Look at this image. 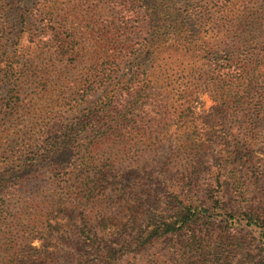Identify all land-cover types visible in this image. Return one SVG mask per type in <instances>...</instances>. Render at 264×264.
Wrapping results in <instances>:
<instances>
[{"label": "trees", "instance_id": "obj_1", "mask_svg": "<svg viewBox=\"0 0 264 264\" xmlns=\"http://www.w3.org/2000/svg\"><path fill=\"white\" fill-rule=\"evenodd\" d=\"M140 1L151 30L146 43L107 66L54 62L60 51L77 54L81 21L71 13L67 22L58 0L37 2L43 27L31 34L23 62L11 44L0 45V264H60L54 251L70 234L79 238L75 264H203L194 256L209 254L217 228L218 240L255 246L249 261L264 264V193L253 205L244 198L239 210L227 208L218 176L199 198L193 166L168 212L146 223L137 200L125 199L120 173L173 124L202 145L215 140L211 120L197 123L204 88L224 99L220 117L264 120V54L255 56L264 50V0ZM80 66L79 80H70ZM236 184L246 193L240 178ZM115 234L127 240L109 241Z\"/></svg>", "mask_w": 264, "mask_h": 264}, {"label": "rangeland", "instance_id": "obj_2", "mask_svg": "<svg viewBox=\"0 0 264 264\" xmlns=\"http://www.w3.org/2000/svg\"><path fill=\"white\" fill-rule=\"evenodd\" d=\"M38 1L40 0H0L4 6V10H0V32L2 27L6 30L4 38L0 39V45L11 44L9 50L16 56L15 61L23 62V56L31 46V34L43 27L36 11ZM58 1L62 8L60 13L67 18V22L73 20L71 13L74 18H78V22L81 21L72 44L77 49V54L60 51L54 62H97L107 66V62H113L114 55L135 53L150 35L151 30L144 15V10L147 9L140 0ZM258 38L260 42H264V35ZM66 39L69 40L70 36H66ZM258 53L264 54V50L255 52V56ZM172 62H176V59ZM81 68L83 67L70 70V80H79L77 76L82 74ZM259 68L264 80V62L260 63ZM85 73L83 79H87ZM88 73L91 74L92 71L89 70ZM95 88L97 92L94 98H98L102 89L99 85H95ZM198 99L197 123L203 128L205 125L209 126L205 122L207 119L211 120L213 126L215 124L217 136L213 142L202 145L191 129L173 124L166 128L156 146L151 147L148 153L121 167L120 173L126 186L125 199L130 195L134 197L133 202L137 200L134 203L141 208V215L146 223L157 220L168 212L171 202H174L172 194L178 188V180L184 176H194L196 171L193 166L199 169L196 173L199 178V198L206 199L205 188L218 176L222 182L227 208L239 210L244 198H252L251 202L245 200L244 203L253 205L260 201L264 193V120L253 126L241 115H234L232 112L231 115L220 117L224 99L218 89L204 88ZM237 178L242 180L246 193L242 194L237 190ZM220 234L217 228L211 237L209 254L203 259L202 252L196 253L195 262L202 259L203 264H254L249 260L250 254L258 252L255 246L242 248L232 241H229L230 244L222 243L218 240ZM63 240L54 251L57 262L75 264L76 259H72L80 255L77 250L79 238L70 234ZM108 240L123 242L127 237L115 234L108 237ZM38 244V241L33 242L34 246ZM166 247L162 245L161 251L165 252ZM221 251H225L223 256ZM175 257L178 258V255Z\"/></svg>", "mask_w": 264, "mask_h": 264}]
</instances>
